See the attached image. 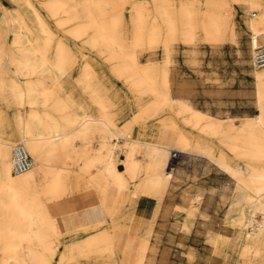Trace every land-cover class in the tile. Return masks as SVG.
<instances>
[{"label":"bare ground","instance_id":"bare-ground-1","mask_svg":"<svg viewBox=\"0 0 264 264\" xmlns=\"http://www.w3.org/2000/svg\"><path fill=\"white\" fill-rule=\"evenodd\" d=\"M12 1L15 6L0 9L5 13L0 17V67L13 68L21 77L25 69L42 68L44 79L19 90L14 82L1 81L2 88L20 91V96L10 114L0 108V264H83L86 259L124 264L114 256L119 233L111 222L61 228L56 207L70 198L64 193L72 187L69 172L76 169L78 182L96 192L110 184L117 209L132 192L162 191L179 156L204 158L234 180L225 222L237 228L240 264H264V67L254 73L259 113L237 116L240 122L174 96L168 67L173 44H193L199 32L212 44L236 43L233 2L252 14L248 27L253 53L264 44V0H227L225 12L199 8L192 0H41V8L34 0ZM69 39L70 45L91 53H66ZM160 41L162 61H141L139 50ZM76 61L81 66L71 79L65 69ZM120 83L134 96L124 94ZM50 90L55 96H46ZM154 119L177 130L173 142L127 136L133 124ZM18 143L24 144L32 163L15 173L13 148ZM118 145L124 158H118ZM203 195L199 188L190 206L177 205L185 211L182 227L187 233ZM208 235L215 252H226L230 239L221 243L219 232ZM149 242L146 236L137 264H144Z\"/></svg>","mask_w":264,"mask_h":264},{"label":"rangeland","instance_id":"rangeland-1","mask_svg":"<svg viewBox=\"0 0 264 264\" xmlns=\"http://www.w3.org/2000/svg\"><path fill=\"white\" fill-rule=\"evenodd\" d=\"M37 5L42 7V3L37 0H34ZM45 1V0H42ZM227 1V0H225ZM5 2V3H4ZM233 2V1H232ZM4 4L12 7L15 6L12 0H0V9L4 8ZM235 8V15L233 17L236 22V27L238 31V39L237 42L226 41L221 44H211L208 41L204 40L203 32H199L197 35L196 42L193 44H187L183 41H176L173 44V52H172V62L168 65L171 70V78L173 80V95L181 98L188 99L195 107L207 111L210 114H213L218 117H235L237 122H240L242 118H237V116H254L259 113L256 105V84L254 73L258 68H255L253 65V53L250 47V41L252 37V33L248 27V21L252 14L250 10L245 8L244 6L233 2L232 3ZM206 7L205 4L202 5ZM217 7V6H216ZM219 11H226L225 7L216 8ZM229 9V5H228ZM129 10L127 9L126 20L129 15ZM3 13L0 10V17L3 16ZM53 24V21L50 20ZM0 24L2 21L0 20ZM59 34L65 32L61 29L57 31ZM130 33L126 32V36ZM13 35L10 33L7 36V43H9L12 39ZM206 41V42H205ZM72 42L71 39L66 42L65 52H72L75 55H82V53L90 54V50L83 49L79 45H70ZM163 44L161 41L156 46V49H146L143 53L144 59L150 54H153V58L156 61H162L163 53L161 46ZM148 45L144 46L147 47ZM143 47V48H144ZM208 50L206 51L205 49ZM152 48V47H151ZM154 48V47H153ZM206 56L207 60L212 61L213 63V72L211 82L215 83V87L217 90V96H190V92L186 88H188V83L186 82V78L188 77V72L191 70L187 69L184 65V72L182 69V58L189 59L193 57L194 64L200 65L201 61H198L199 57ZM209 57V58H208ZM152 61V60H151ZM190 65V63H189ZM81 66V61H76L70 63L69 66L66 67V75L72 76L71 79H74L75 74L79 71V67ZM105 67V65H104ZM24 77H21L14 73L13 68H4L0 67V108H3L7 114H10L13 109H15L14 101L16 96H20V91L12 92L9 88H2L1 81H10L14 82L16 88L19 90L27 86V82L31 81L34 84L37 82L43 81L42 68L34 69L32 72L27 71L25 69ZM184 73V74H183ZM184 77V85L182 84V78ZM69 79V78H68ZM66 79V80H68ZM39 80V81H38ZM72 84L75 85V80H71ZM73 85H69V88H72ZM123 86L122 83H120ZM42 86V84L40 85ZM184 86V91H183ZM124 94L128 96H134L132 93H129L126 90V87L123 86ZM227 89H240L239 93H231L225 92ZM55 92L50 90L46 96H55ZM131 94V95H129ZM112 96L114 94H111ZM189 95V96H188ZM225 95V96H223ZM40 96H44L41 94ZM115 96V95H114ZM153 121H157L154 119ZM158 122V121H157ZM130 137H133L132 132L129 133ZM123 141L124 139H120ZM169 141H173L169 140ZM98 139L95 138L93 141L94 145H97ZM177 153V152H176ZM118 158H124L123 150L120 145H118L117 149ZM174 166V167H173ZM172 177L170 182H168L162 190H167L169 187L168 193L171 198V206L173 208V216L180 222L184 221L185 211L178 209L176 203H179L184 206L191 205V198L194 196L199 188H202L204 191V195L202 200L198 205L197 214L203 216L200 212L201 205L204 203V208H209L213 211V227L215 231H218L220 234V242H226L230 239L229 244L226 247V252H239L240 246L236 241L237 236V228L229 223L225 222V216L229 209L230 199L233 195L235 182L234 180L226 174L224 171L219 170L215 165L208 162L206 159L201 157H193L188 159H182L180 156L175 157L174 162L171 165ZM174 174V175H173ZM84 182L79 186L80 189H85ZM134 189V188H133ZM69 190H66L64 193L69 196ZM113 189H109V196L113 195ZM160 193V192H159ZM159 193L153 194H142L144 197H156ZM134 192L130 193L128 198L133 195ZM167 194V193H166ZM127 202L124 204L117 206V208H122L126 213L130 212V207L126 206ZM203 216V217H207ZM196 218V217H195ZM257 219H261V217H257ZM257 220V222H259ZM183 223L177 226V228L181 229L184 233H187L183 229ZM115 230L119 233L121 230H124L121 233L119 239V248L118 251L115 252L114 256L122 258V253L120 252H130L131 249L134 248L135 244H137L134 240L129 237L130 231L126 230V226L115 225ZM126 230V231H125ZM241 235L244 236L245 229H242ZM221 232V233H220ZM189 233V232H188ZM153 236V232L150 236V244ZM144 236H139L141 239ZM195 238V237H194ZM210 241V244L215 248V242L209 238L208 232L205 236ZM117 239V238H116ZM69 238L65 239V242L68 241ZM251 241V240H249ZM208 242V241H207ZM140 241L138 242V244ZM181 247H185V245L180 244ZM152 246L149 250L153 249ZM148 250V251H149ZM224 252L223 255L226 259H228V254ZM222 254V253H221ZM108 257V256H106ZM264 257V256H263ZM102 258V257H101ZM83 264H100L95 261L92 263L91 259H86ZM230 264H240L239 257H232ZM244 264H255L252 262H244Z\"/></svg>","mask_w":264,"mask_h":264},{"label":"crops","instance_id":"crops-1","mask_svg":"<svg viewBox=\"0 0 264 264\" xmlns=\"http://www.w3.org/2000/svg\"><path fill=\"white\" fill-rule=\"evenodd\" d=\"M173 1L182 3L185 0ZM192 1L195 2L199 8L216 11H219V9H215L216 6L218 8L225 7L227 11L229 5L225 0ZM203 4H205L206 7H203ZM152 48L144 47L139 50L141 61L147 62L154 60L152 53L145 59L143 57L144 51ZM156 48L154 47L153 49ZM205 50L207 51L208 47ZM194 60L193 57L189 59L182 58L183 72L185 68L184 65L187 64L188 66H186V68L191 70L190 73L188 72V77L186 78V82L188 83V88L186 89L190 92V96H217L216 85L211 82L213 75L212 70L214 68L212 61L207 60L206 56L199 57L198 61H201V63L200 65H195ZM182 84L184 85V77L182 78ZM225 92L239 93L240 89H227ZM130 132H132L133 137L129 136ZM127 136L155 142H173L169 140H174L176 138L177 130H173L167 124H161L157 121L141 120L129 128ZM68 176L71 177L72 184L69 190L70 198H64L59 202L58 207H56V213L58 214V221L61 228L64 231H71L104 221L111 222L113 226H126V230L130 231L129 237L137 244H135L130 252H120L122 253V258H119L124 264H137L142 254L140 250L143 241L146 236L150 239L152 232L153 236L151 244L149 242V249L152 246L154 248L151 250L148 249L149 251L147 250V252H145L144 264H230L232 257H239L240 252H226L229 255L228 259H226L223 255L224 252H215L210 241L205 238L207 232L215 231V229L211 227L214 223L213 211L209 208L205 209L204 203L201 205L200 212L208 215L207 217L198 214L189 233H184L181 229L177 228V226L180 223L182 225L183 222H179L173 216V208L171 206V201H169L171 196L168 193L170 186L167 190L160 191L156 197H144L140 192H134V194L127 199L126 206L130 207V212L126 213L122 208L115 209V192L113 190V195L109 196L108 191L112 187L107 182L96 192L90 185H86L85 189L79 188L82 182H78V177L80 175L76 173V169H72ZM99 201L107 203V206L105 207ZM71 205L74 207H71ZM176 205L181 204L176 203ZM112 211H115L113 216L110 214ZM122 232L123 230H121L117 236V249L119 248L118 242ZM139 236L144 237L140 239ZM139 241L140 243L138 244ZM180 244L185 245V247H181Z\"/></svg>","mask_w":264,"mask_h":264},{"label":"built area","instance_id":"built-area-1","mask_svg":"<svg viewBox=\"0 0 264 264\" xmlns=\"http://www.w3.org/2000/svg\"><path fill=\"white\" fill-rule=\"evenodd\" d=\"M252 59L255 68L264 67V44L259 45L254 49ZM31 163L32 158L24 144H16L13 148V172H23L31 166Z\"/></svg>","mask_w":264,"mask_h":264},{"label":"water","instance_id":"water-1","mask_svg":"<svg viewBox=\"0 0 264 264\" xmlns=\"http://www.w3.org/2000/svg\"><path fill=\"white\" fill-rule=\"evenodd\" d=\"M120 168H122V166H120Z\"/></svg>","mask_w":264,"mask_h":264}]
</instances>
